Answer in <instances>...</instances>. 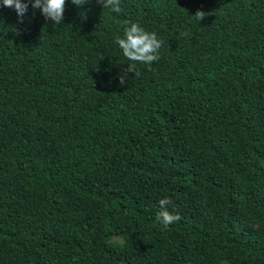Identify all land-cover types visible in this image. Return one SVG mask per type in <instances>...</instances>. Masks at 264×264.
<instances>
[{
  "label": "trees",
  "instance_id": "trees-1",
  "mask_svg": "<svg viewBox=\"0 0 264 264\" xmlns=\"http://www.w3.org/2000/svg\"><path fill=\"white\" fill-rule=\"evenodd\" d=\"M120 8L0 6V264H264V0Z\"/></svg>",
  "mask_w": 264,
  "mask_h": 264
},
{
  "label": "clouds",
  "instance_id": "clouds-1",
  "mask_svg": "<svg viewBox=\"0 0 264 264\" xmlns=\"http://www.w3.org/2000/svg\"><path fill=\"white\" fill-rule=\"evenodd\" d=\"M68 0H2V7L14 8L20 23L24 22L29 6L33 10H40L46 20L54 22V25H61L64 20V13ZM71 3L77 7H82L90 0H71ZM104 9L110 8L113 12H120V0H97ZM198 21L204 20L208 13L203 10H197L193 15ZM186 35V34H185ZM115 43L122 49L123 55L132 63L122 70L120 77L121 84L127 82L128 74L135 73L138 75L136 64H152L160 59L159 50L163 45V40L158 37L156 32L145 30L139 23H131L125 28L124 36H116ZM160 211L156 219L167 228L173 223L178 222L180 215L173 214L169 211L168 206L171 204L170 198H162L158 201Z\"/></svg>",
  "mask_w": 264,
  "mask_h": 264
}]
</instances>
